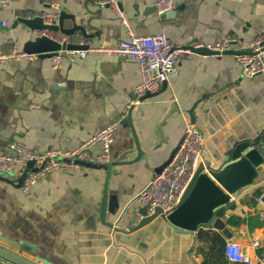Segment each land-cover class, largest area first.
Listing matches in <instances>:
<instances>
[{
    "label": "crops",
    "instance_id": "0c3cea01",
    "mask_svg": "<svg viewBox=\"0 0 264 264\" xmlns=\"http://www.w3.org/2000/svg\"><path fill=\"white\" fill-rule=\"evenodd\" d=\"M57 1L58 8L42 0L0 4V51L15 44L23 48L29 37L22 26L11 27L19 9H51L55 18L65 9L96 44L128 37L112 7L94 0ZM154 1L119 0L138 33L164 32L177 44L235 33L236 48L248 49L264 31V0H174L163 13L151 8ZM139 81L138 62L112 54L77 55L57 67L39 56L0 63V151L13 139L36 150L73 149L102 126L117 124L109 162L84 160L78 168L54 169L27 191L18 185L19 176L0 178V233L29 243L34 252L24 255L47 264H192L193 255L201 262L199 229L181 233L158 216L131 230L145 209L136 195L183 139L189 117L205 136L200 162L225 164L227 151L242 139L264 154V73L245 75L233 54L194 51L164 87L134 103ZM131 105L143 154L119 163L138 155L131 127L121 124ZM100 149L96 143L91 152ZM257 188L264 193V172L232 195L237 207L230 212L245 218L243 223L231 226L222 216L230 232L217 229L251 253L259 250L254 241L264 244V201H245Z\"/></svg>",
    "mask_w": 264,
    "mask_h": 264
},
{
    "label": "built area",
    "instance_id": "2783aa9c",
    "mask_svg": "<svg viewBox=\"0 0 264 264\" xmlns=\"http://www.w3.org/2000/svg\"><path fill=\"white\" fill-rule=\"evenodd\" d=\"M44 4L58 8L57 0H42ZM9 0H0L1 5H6ZM101 7H112L120 23L125 27L128 37L118 42L105 41L96 44L94 40L81 33H64L61 30L50 28H36L34 35L47 36L60 44L75 43L85 45L78 49H59L50 57L53 67L59 66L65 58L73 60L77 55L86 56L89 53H104L119 57L131 58L138 62L140 81L134 88L132 102L137 103L148 92H157L165 81L174 76L183 58L194 52L195 48L207 47L220 52L236 48L239 37L235 33H227L221 39L214 42L191 40L185 44L173 43L164 32L138 33L132 25L127 13L121 8L119 0H94ZM159 13L171 9L174 0H155ZM40 16L44 22L50 24L56 17V12L51 9L44 10H17L15 17L32 18ZM3 25H9L6 20ZM264 31L258 33L249 43L251 53L236 54L241 64L242 71L247 76H255L264 73ZM37 53L27 52L15 44L6 51H0V63L13 59H35ZM189 117V116H188ZM116 123H108L99 128L92 136L82 141L73 149L51 148L36 150L29 147L20 139L7 142L5 151H0V178L21 176L23 181L20 187L27 191L40 179L46 177L54 169H74L81 167L84 160L90 162H109L111 149L115 139ZM205 136L202 127L191 117L185 125L183 139L172 160L159 172H155L151 179L140 189L136 198L147 205V213L152 214L157 207L161 208L160 214L167 215L178 205L181 196L190 183L192 176L198 167L203 155ZM100 144V151L96 154L91 148ZM32 161L31 166L28 163ZM263 193L257 196L262 200ZM229 214L226 213L225 217ZM141 217V214H140ZM254 247L258 251L249 252L236 240H227L224 253L231 262L243 264H264V244L254 241Z\"/></svg>",
    "mask_w": 264,
    "mask_h": 264
},
{
    "label": "water",
    "instance_id": "95a60500",
    "mask_svg": "<svg viewBox=\"0 0 264 264\" xmlns=\"http://www.w3.org/2000/svg\"><path fill=\"white\" fill-rule=\"evenodd\" d=\"M121 6V5H120ZM151 8H156L152 6ZM149 9V8H148ZM22 26V31H29V37L23 44V50L27 52L37 53L39 57H51L59 49H78L84 48L85 45L75 43L60 44L57 41L47 37L33 34L36 28H50L61 30L64 33L72 34L81 30L86 36L82 25L75 23V15L62 9L58 13V17L54 18L50 24L44 22L40 16L32 18L17 17L13 20L11 27L17 28ZM264 44V42H263ZM196 52L202 54H241L251 53V49L232 48L225 51L212 50L207 47H200L194 49ZM166 81L163 83L165 86ZM157 92H148L141 99H145ZM134 105L128 110V113L122 117L121 124L131 127L135 143L138 149V155L132 160L118 161L119 163H129L138 160L143 154V150L139 143V138L133 124L132 109ZM194 109V107H193ZM191 109V112L193 111ZM182 141V140H181ZM181 141L171 150L167 159H165L156 168V172L161 171L173 158L178 150ZM227 158L225 164L214 166L205 159L199 163L192 179L186 187L180 202L167 215L159 214L160 207H157L152 214L147 213V205L141 213V218L131 230H136L153 221L158 216L164 218L168 225L181 233H191L200 227L209 225L215 229L222 231L224 234H229V229L226 226L225 219L218 215V209L225 207L228 210H234L237 207V202L232 195L236 194L240 189L254 184L257 178L264 172V154L259 148L249 139H242L236 141L233 146L227 151ZM33 164L32 161L28 163L29 166ZM3 178V177H1ZM23 181V175L18 178V185ZM105 192L103 197V207L105 202ZM264 201V193L263 198ZM104 211H102V214ZM201 246L196 247V254L200 252ZM34 252L32 246L26 241L7 237L0 233V264H47L37 258V261L24 255L23 251ZM42 263H39V262ZM192 264H200L196 255L192 257Z\"/></svg>",
    "mask_w": 264,
    "mask_h": 264
},
{
    "label": "trees",
    "instance_id": "16d2710c",
    "mask_svg": "<svg viewBox=\"0 0 264 264\" xmlns=\"http://www.w3.org/2000/svg\"><path fill=\"white\" fill-rule=\"evenodd\" d=\"M262 193V188H257L254 194L245 199L247 202L257 204V196ZM231 210L221 207L218 209V215L225 216L226 213L229 216L226 219V222L231 226H240L245 218L241 217L237 213L230 212ZM264 220L260 221V223ZM199 235L201 240V262L200 264H230L224 253V246L226 243L225 238L222 236L220 231L213 228L212 226L205 225L199 229ZM233 264H242L240 262H234Z\"/></svg>",
    "mask_w": 264,
    "mask_h": 264
}]
</instances>
